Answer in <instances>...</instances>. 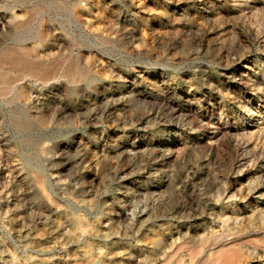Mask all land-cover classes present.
Returning <instances> with one entry per match:
<instances>
[{"label":"rangeland","instance_id":"374dc122","mask_svg":"<svg viewBox=\"0 0 264 264\" xmlns=\"http://www.w3.org/2000/svg\"><path fill=\"white\" fill-rule=\"evenodd\" d=\"M0 264H264V0H0Z\"/></svg>","mask_w":264,"mask_h":264}]
</instances>
